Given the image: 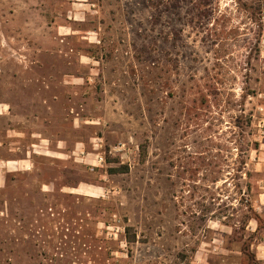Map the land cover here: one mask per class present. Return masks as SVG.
I'll list each match as a JSON object with an SVG mask.
<instances>
[{
  "label": "rangeland",
  "instance_id": "rangeland-1",
  "mask_svg": "<svg viewBox=\"0 0 264 264\" xmlns=\"http://www.w3.org/2000/svg\"><path fill=\"white\" fill-rule=\"evenodd\" d=\"M206 3L0 0V264H264V0Z\"/></svg>",
  "mask_w": 264,
  "mask_h": 264
},
{
  "label": "trees",
  "instance_id": "trees-1",
  "mask_svg": "<svg viewBox=\"0 0 264 264\" xmlns=\"http://www.w3.org/2000/svg\"><path fill=\"white\" fill-rule=\"evenodd\" d=\"M160 2H165L166 0H159ZM190 2H193V5H196L195 7H197L198 10H201L204 6L207 5L206 0H190ZM243 7L248 10L250 12V14L252 15L253 19L258 20L259 22L264 21V8L263 5L261 3L259 4H251V3H244L242 4ZM201 15L203 14V12L200 13ZM207 13H204L203 15L206 17ZM52 20H54V18H51ZM92 56H94V54H92ZM109 171H116V168H110ZM256 215L255 217H259L258 214H254Z\"/></svg>",
  "mask_w": 264,
  "mask_h": 264
},
{
  "label": "crops",
  "instance_id": "crops-1",
  "mask_svg": "<svg viewBox=\"0 0 264 264\" xmlns=\"http://www.w3.org/2000/svg\"><path fill=\"white\" fill-rule=\"evenodd\" d=\"M4 110H5V109H4ZM7 110H8V108H7ZM0 113H4V112H0ZM5 113H6V112H5ZM39 139H41V138H39ZM39 142H40V140H39V141L37 140L35 143H32V145H37V144H39ZM57 142H58V143H59V142L61 143V142H65V141L59 139ZM58 147H61V144H58ZM58 150L61 152L62 149L59 148ZM28 157H29V155H28V153H27V154H25V158H22L21 160H27ZM13 161L16 162L17 159H14ZM18 161H19V160H18Z\"/></svg>",
  "mask_w": 264,
  "mask_h": 264
}]
</instances>
